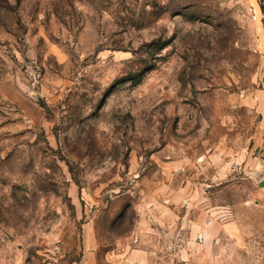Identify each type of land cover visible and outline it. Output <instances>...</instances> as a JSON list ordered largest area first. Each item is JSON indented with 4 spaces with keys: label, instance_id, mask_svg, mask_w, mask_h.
I'll use <instances>...</instances> for the list:
<instances>
[{
    "label": "rangeland",
    "instance_id": "rangeland-1",
    "mask_svg": "<svg viewBox=\"0 0 264 264\" xmlns=\"http://www.w3.org/2000/svg\"><path fill=\"white\" fill-rule=\"evenodd\" d=\"M263 179L257 0H0V264H264Z\"/></svg>",
    "mask_w": 264,
    "mask_h": 264
},
{
    "label": "crops",
    "instance_id": "crops-1",
    "mask_svg": "<svg viewBox=\"0 0 264 264\" xmlns=\"http://www.w3.org/2000/svg\"><path fill=\"white\" fill-rule=\"evenodd\" d=\"M141 236L134 233L127 243L132 240L133 244L119 245L106 256L110 264H163V258L154 257L150 246L144 238L152 229L146 228L147 223L140 224ZM145 233V234H143ZM83 254L79 264H98L100 243L94 229H89L84 234Z\"/></svg>",
    "mask_w": 264,
    "mask_h": 264
},
{
    "label": "trees",
    "instance_id": "trees-1",
    "mask_svg": "<svg viewBox=\"0 0 264 264\" xmlns=\"http://www.w3.org/2000/svg\"><path fill=\"white\" fill-rule=\"evenodd\" d=\"M261 9V12L263 14V23H264V0H257Z\"/></svg>",
    "mask_w": 264,
    "mask_h": 264
},
{
    "label": "water",
    "instance_id": "water-1",
    "mask_svg": "<svg viewBox=\"0 0 264 264\" xmlns=\"http://www.w3.org/2000/svg\"><path fill=\"white\" fill-rule=\"evenodd\" d=\"M260 186L264 188V179L260 182Z\"/></svg>",
    "mask_w": 264,
    "mask_h": 264
}]
</instances>
